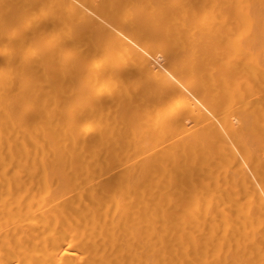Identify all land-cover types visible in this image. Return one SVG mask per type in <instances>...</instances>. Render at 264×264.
Instances as JSON below:
<instances>
[{
  "label": "bare ground",
  "instance_id": "1",
  "mask_svg": "<svg viewBox=\"0 0 264 264\" xmlns=\"http://www.w3.org/2000/svg\"><path fill=\"white\" fill-rule=\"evenodd\" d=\"M0 264H264V0H0Z\"/></svg>",
  "mask_w": 264,
  "mask_h": 264
}]
</instances>
